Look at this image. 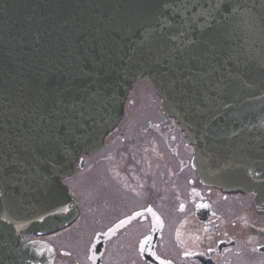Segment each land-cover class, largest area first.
<instances>
[{
	"label": "water",
	"instance_id": "obj_1",
	"mask_svg": "<svg viewBox=\"0 0 264 264\" xmlns=\"http://www.w3.org/2000/svg\"><path fill=\"white\" fill-rule=\"evenodd\" d=\"M140 77L201 178L264 205V0H0L1 263L26 256L21 232L75 217L61 178Z\"/></svg>",
	"mask_w": 264,
	"mask_h": 264
},
{
	"label": "flooded vegetation",
	"instance_id": "obj_2",
	"mask_svg": "<svg viewBox=\"0 0 264 264\" xmlns=\"http://www.w3.org/2000/svg\"><path fill=\"white\" fill-rule=\"evenodd\" d=\"M151 94L154 112L132 88L117 126L63 180L79 202L77 218L23 234L36 245L11 264H264L257 193L203 181L195 146ZM139 108L150 113L142 124Z\"/></svg>",
	"mask_w": 264,
	"mask_h": 264
},
{
	"label": "rangeland",
	"instance_id": "obj_3",
	"mask_svg": "<svg viewBox=\"0 0 264 264\" xmlns=\"http://www.w3.org/2000/svg\"><path fill=\"white\" fill-rule=\"evenodd\" d=\"M150 84H148V81H141V82H137L135 83V85L133 86V89H134V94L136 95H143L145 96V98H142V101H146V107L145 109L147 108H151L152 109V112H154V109L157 108L156 106V102L154 100V97L152 96L151 94V91H152V87L149 86ZM150 104H154V106H151ZM149 112L148 110H141V108H139L137 110V112L134 113V117L138 118L140 121H137L139 124H142L145 122V118L149 116ZM144 119V120H142ZM134 127V125H133ZM142 134H145V132H142Z\"/></svg>",
	"mask_w": 264,
	"mask_h": 264
},
{
	"label": "snow or ice",
	"instance_id": "obj_4",
	"mask_svg": "<svg viewBox=\"0 0 264 264\" xmlns=\"http://www.w3.org/2000/svg\"><path fill=\"white\" fill-rule=\"evenodd\" d=\"M189 253H186V255H188Z\"/></svg>",
	"mask_w": 264,
	"mask_h": 264
}]
</instances>
